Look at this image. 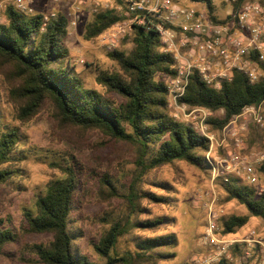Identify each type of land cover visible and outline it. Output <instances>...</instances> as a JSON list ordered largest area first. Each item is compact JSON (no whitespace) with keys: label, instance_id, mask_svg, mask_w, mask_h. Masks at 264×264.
I'll return each instance as SVG.
<instances>
[{"label":"trees","instance_id":"1","mask_svg":"<svg viewBox=\"0 0 264 264\" xmlns=\"http://www.w3.org/2000/svg\"><path fill=\"white\" fill-rule=\"evenodd\" d=\"M191 1L205 2L209 12L214 14L212 0ZM243 1L233 0L232 8H238ZM256 1L264 8V0ZM43 16L9 6L6 20L0 21V68L17 82L10 88L9 95L19 120L28 121L48 106L60 126L99 130L110 138L131 143L136 148L138 171L135 180L149 169L174 161L195 166L205 161L208 138L193 126L174 120L168 113L166 80L175 75V68L171 55L162 50L154 27L156 19L145 18V24L133 22V48L128 53L109 52L108 56L118 69L101 70L97 74V82L120 98L115 101L86 86L69 62L65 44L68 18L58 13L44 22ZM212 18L216 19V15ZM119 19L110 11L95 14L86 26L85 39L96 38ZM260 66L264 71V62ZM263 99L264 75L250 83L244 75L235 73L230 81L215 88L193 74L179 102L213 113L221 110V115H213L209 121L222 129L245 106L258 104ZM1 114L0 108V165L5 164L0 166V185L15 179L19 168L14 165L26 157L17 128L4 124ZM60 167L62 175L47 184L43 193L35 198L32 208L25 209L24 228L30 233L50 234L46 243L35 246L42 264H97L84 256L76 244L80 234L72 225L71 217L78 188L76 173L71 164ZM259 168L264 174V162ZM221 182L228 199H236L246 207L249 215L264 221V192L257 195L252 186L242 185L234 178L226 177ZM134 184L133 180L124 194L129 212L110 223L93 245L103 259L102 264H146L166 257L160 247L176 244L175 235L165 234L139 241L134 252L115 255L118 237L126 232L131 214L139 211V194ZM109 194L114 196L115 190L112 188ZM145 195L162 200L149 193ZM248 218V215L228 216L222 220L223 232H235ZM160 223L159 219L137 222L142 227ZM16 238L17 233L11 228L0 229V254Z\"/></svg>","mask_w":264,"mask_h":264},{"label":"rangeland","instance_id":"2","mask_svg":"<svg viewBox=\"0 0 264 264\" xmlns=\"http://www.w3.org/2000/svg\"><path fill=\"white\" fill-rule=\"evenodd\" d=\"M26 9L18 7L16 0H0V21L6 20L9 6L27 14L39 13L48 19L64 14L68 20V34L65 44L68 59L79 73L85 85L94 88L109 98H120L109 93L97 82L101 70L113 71L118 65L108 53L121 50L128 53L133 48L134 15L129 11L125 0H23ZM233 0H212L213 13L223 15L231 9ZM110 11L120 19L96 38L86 40L84 32L95 14ZM163 50V49H162ZM17 84L5 69L0 68V108L4 124L16 127L21 147L26 157L15 163L19 173L14 180L0 185V229L9 227L16 231V241L7 245L0 254V264H42L38 258L36 245L46 243L49 233H30L25 226V209L33 207L35 198L41 195L47 184L62 175L61 165L71 164L78 179V188L73 202L72 219L79 229V251L91 261L102 264L103 259L95 252L93 245L101 233L113 221L129 212L130 206L124 194L135 181L134 188L139 194L138 209L130 216L126 232L118 237L115 255L137 250L141 240L173 234L176 244L160 247L166 257L146 264H187L192 258L206 252L202 236L206 230L209 214L217 219L219 228L222 220L230 215H248L246 224L235 230L236 234L247 233L254 228L264 233V221L249 215L246 207L236 199H228L222 186L225 177L234 178L242 185L252 186L257 195L264 192V174L258 167V181L250 184L246 176L232 167H219L220 174L213 173L221 157L236 151L233 140L222 141L221 131L209 120L213 113L201 107H190L180 102L176 105L167 97L169 115L179 122L196 128L199 132L213 135V146L209 149L200 165H190L184 161H174L157 168L149 169L135 180L138 168L136 148L127 141L116 140L99 130L80 129L60 126L52 117L48 106L28 121H21L15 114V104L9 95L11 87ZM177 108V105L180 106ZM197 111L191 112L192 109ZM212 114H208L207 111ZM240 132L243 139L238 150L250 156L263 146L262 132L250 118H239L228 127L243 126ZM211 161V162H210ZM0 166H5L2 164ZM105 180H109L106 182ZM115 190L114 196L109 191ZM152 194L160 200L147 197ZM122 218V219H123ZM159 219L160 224L142 227L137 222Z\"/></svg>","mask_w":264,"mask_h":264},{"label":"built area","instance_id":"3","mask_svg":"<svg viewBox=\"0 0 264 264\" xmlns=\"http://www.w3.org/2000/svg\"><path fill=\"white\" fill-rule=\"evenodd\" d=\"M135 14L133 22L145 24V18H154V27L162 43L163 52L171 55L175 75L166 80L168 98L179 103L189 78L195 74L207 85L219 88L235 73L244 75L250 83L258 81L264 71V8L256 0H244L238 8L231 7L223 15L212 18L205 2L191 0H125ZM18 7L26 9L23 0ZM138 13H141L139 16ZM48 20L44 18V22ZM182 104V103H181ZM177 105V108L181 107ZM194 108L191 112L197 111ZM204 110V109H203ZM208 114H212L208 110ZM239 118H250L262 132L264 143V99L245 106L223 127L222 141L233 140L238 149L221 157L213 165V173L220 174L225 164L240 170L250 184L258 181V167L264 162V146L250 156L242 155L243 126L228 127ZM203 134L213 146V135ZM211 162V161H210ZM226 180V177L224 178ZM213 213L209 214L202 242L206 252L192 258L187 264H264V233L252 228L247 233L223 232Z\"/></svg>","mask_w":264,"mask_h":264}]
</instances>
